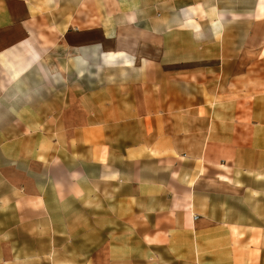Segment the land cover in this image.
I'll list each match as a JSON object with an SVG mask.
<instances>
[{"label": "crops", "instance_id": "crops-1", "mask_svg": "<svg viewBox=\"0 0 264 264\" xmlns=\"http://www.w3.org/2000/svg\"><path fill=\"white\" fill-rule=\"evenodd\" d=\"M0 264H264V0H0Z\"/></svg>", "mask_w": 264, "mask_h": 264}, {"label": "rangeland", "instance_id": "rangeland-1", "mask_svg": "<svg viewBox=\"0 0 264 264\" xmlns=\"http://www.w3.org/2000/svg\"><path fill=\"white\" fill-rule=\"evenodd\" d=\"M220 3V1H219ZM241 3V8L242 10H248L250 8H252L254 6L255 0H240ZM222 5H224V7L226 8H231L233 5V0H222ZM248 11H241L242 15H241V19H240V24L241 27H244L245 25L248 24V21L246 20V16L243 13H247ZM244 28H241V33H244ZM8 223H1V230L2 232L6 230V228H8ZM178 259H180V262H191L188 257H185L183 255H181V257L177 256Z\"/></svg>", "mask_w": 264, "mask_h": 264}]
</instances>
